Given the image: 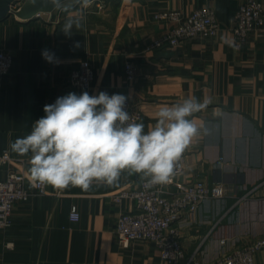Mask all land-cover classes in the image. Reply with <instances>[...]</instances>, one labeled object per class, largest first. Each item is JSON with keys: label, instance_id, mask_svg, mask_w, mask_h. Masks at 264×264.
I'll return each mask as SVG.
<instances>
[{"label": "crops", "instance_id": "crops-1", "mask_svg": "<svg viewBox=\"0 0 264 264\" xmlns=\"http://www.w3.org/2000/svg\"><path fill=\"white\" fill-rule=\"evenodd\" d=\"M240 2L93 0L83 10L82 27H74L71 37L61 30L69 14L81 12L76 0L64 2L72 5L68 12L56 8L28 21L13 15L1 20L0 50L11 55L12 69L0 75V153L31 156L14 153L10 142L30 134L34 122L45 115V105L68 93L85 92L68 89L66 81L71 70L88 60L94 78L86 92L130 98L142 113L145 132L156 123L162 106L190 97L211 101L190 117L208 134L195 137L183 154L181 180L222 184L228 194L205 200L179 222L186 254L211 232L199 258L218 264L221 239L241 247L264 236V31L241 50L234 48L229 28ZM206 6L219 24L216 36L172 49L149 47L168 28L155 20L157 12L175 9L186 15ZM45 49L54 53L53 62L42 57ZM127 62L136 68L134 81L125 77ZM29 168L25 188L30 195L14 205L10 226L0 232V264H166L151 242L122 248L116 241L117 219L131 210L132 202H116L112 195L135 187L139 174L125 171L118 183L94 181L88 190L46 185V193L38 194ZM241 197L245 199L238 201ZM72 207L79 213L77 222L69 218ZM254 264H264V249L255 253Z\"/></svg>", "mask_w": 264, "mask_h": 264}, {"label": "clouds", "instance_id": "clouds-1", "mask_svg": "<svg viewBox=\"0 0 264 264\" xmlns=\"http://www.w3.org/2000/svg\"><path fill=\"white\" fill-rule=\"evenodd\" d=\"M48 2L65 12L72 7L64 0ZM92 2L76 0L81 12L65 19L61 31L66 36L82 27L83 10ZM42 57L54 61V53L47 49ZM126 101L123 94L103 91L95 96L86 91L68 93L45 105V115L34 122L30 134L16 138L9 147L20 156L31 153L28 171L33 182L58 190L70 185L88 190L94 181L112 186L125 171L139 174L149 186L171 184L176 164L193 139L208 134L190 117L211 101L190 97L162 106L147 132L142 122L129 123Z\"/></svg>", "mask_w": 264, "mask_h": 264}, {"label": "built area", "instance_id": "built-area-1", "mask_svg": "<svg viewBox=\"0 0 264 264\" xmlns=\"http://www.w3.org/2000/svg\"><path fill=\"white\" fill-rule=\"evenodd\" d=\"M23 2L13 0L10 4L11 15L20 9ZM154 18L167 23L168 28L149 44L151 49H172L198 37L213 38L220 29L212 8L207 6L194 9L186 15L175 9L160 11ZM229 30L236 50L247 46L253 36L264 31L263 2L241 0ZM11 69V55L0 50V75L8 74ZM124 73L127 80H135L136 68L132 63L125 64ZM93 78L91 64L83 60L70 71L66 87L73 91H88L92 87ZM125 110L130 115L129 123L142 122V113L130 98H127ZM30 157H13L7 150L0 153V170L3 172L0 178V232L10 226L14 205L26 201L30 195L25 188ZM184 169L185 157L182 155L176 164L171 184L149 186L140 179L135 187L123 188L112 195L116 202L121 199L132 202L131 210L121 213L115 225L116 241L120 247L127 248L135 241L151 242L158 249L159 259L163 263L204 264L199 257L202 245L211 232L204 236L191 253L186 254L180 239L179 222L183 217L193 215L205 200L224 198L228 190L222 184H207L201 180L183 181L181 177ZM32 185L38 194L46 193L45 184L33 182ZM243 199L241 197L238 201ZM79 217L77 209L72 207L70 220L77 222ZM219 243L222 252L218 264H254L255 253L264 249V236L253 238L241 247L229 243L226 238Z\"/></svg>", "mask_w": 264, "mask_h": 264}, {"label": "water", "instance_id": "water-1", "mask_svg": "<svg viewBox=\"0 0 264 264\" xmlns=\"http://www.w3.org/2000/svg\"><path fill=\"white\" fill-rule=\"evenodd\" d=\"M68 0H64L66 2ZM13 0H0V21L11 15L10 4ZM54 8L48 0H24L20 9L13 13L14 17L19 20H32L38 14H49Z\"/></svg>", "mask_w": 264, "mask_h": 264}]
</instances>
